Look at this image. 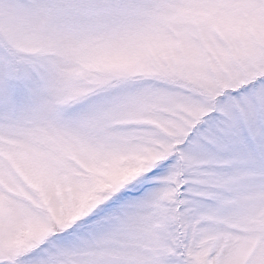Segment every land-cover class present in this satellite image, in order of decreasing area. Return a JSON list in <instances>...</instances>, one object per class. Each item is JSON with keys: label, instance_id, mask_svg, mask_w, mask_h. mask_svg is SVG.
<instances>
[{"label": "snow or ice", "instance_id": "1", "mask_svg": "<svg viewBox=\"0 0 264 264\" xmlns=\"http://www.w3.org/2000/svg\"><path fill=\"white\" fill-rule=\"evenodd\" d=\"M0 264H264V0H0Z\"/></svg>", "mask_w": 264, "mask_h": 264}]
</instances>
